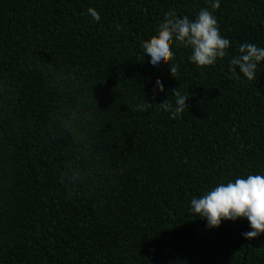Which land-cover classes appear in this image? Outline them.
I'll list each match as a JSON object with an SVG mask.
<instances>
[{"label":"trees","instance_id":"16d2710c","mask_svg":"<svg viewBox=\"0 0 264 264\" xmlns=\"http://www.w3.org/2000/svg\"><path fill=\"white\" fill-rule=\"evenodd\" d=\"M202 7L0 0V264H264L246 220L207 228L188 210L218 182L264 174V61L252 81L227 71L240 43L264 47V0H220L230 46L212 66L176 46V71H154L142 50L166 13ZM157 82L156 103L188 95L178 118L151 105Z\"/></svg>","mask_w":264,"mask_h":264},{"label":"clouds","instance_id":"9594fccd","mask_svg":"<svg viewBox=\"0 0 264 264\" xmlns=\"http://www.w3.org/2000/svg\"><path fill=\"white\" fill-rule=\"evenodd\" d=\"M207 2L209 7L200 8L192 19L187 16L178 17L175 12L169 11L157 25L155 34L142 42L143 53L154 71H159L165 64L170 74L176 71L175 65L169 64L175 55L172 49L176 46L189 49L187 59L197 67L212 66L227 55L229 39L219 34L217 20L213 15L220 0ZM87 13H90L94 21L100 19L98 12L91 7ZM115 30L119 31L120 26L116 25ZM262 61L264 47L242 42L230 56L227 71L233 77L242 76L252 81ZM162 91L164 86L157 82L151 105H158L168 112L170 119L178 118L188 107V95L181 94L175 88L170 95L173 98L171 102L166 98L156 103L155 98ZM138 110H143V105L138 106ZM188 210L204 220L207 228H217L222 221L246 220L250 230L242 232L241 236L245 239L256 237L264 233V174L237 175L227 182H218L198 197L191 198Z\"/></svg>","mask_w":264,"mask_h":264}]
</instances>
